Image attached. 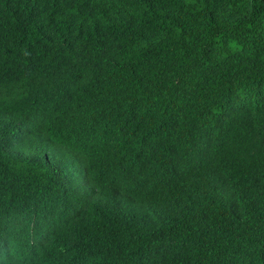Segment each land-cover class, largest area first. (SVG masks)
<instances>
[{
    "label": "trees",
    "instance_id": "16d2710c",
    "mask_svg": "<svg viewBox=\"0 0 264 264\" xmlns=\"http://www.w3.org/2000/svg\"><path fill=\"white\" fill-rule=\"evenodd\" d=\"M0 264H264V0H0Z\"/></svg>",
    "mask_w": 264,
    "mask_h": 264
}]
</instances>
